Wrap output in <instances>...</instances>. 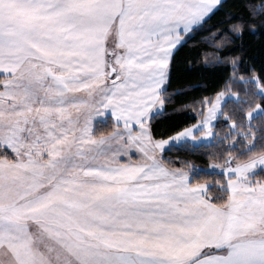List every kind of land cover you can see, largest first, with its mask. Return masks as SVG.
I'll use <instances>...</instances> for the list:
<instances>
[{"label":"snow or ice","instance_id":"1","mask_svg":"<svg viewBox=\"0 0 264 264\" xmlns=\"http://www.w3.org/2000/svg\"><path fill=\"white\" fill-rule=\"evenodd\" d=\"M0 264H264V0H0Z\"/></svg>","mask_w":264,"mask_h":264},{"label":"trees","instance_id":"2","mask_svg":"<svg viewBox=\"0 0 264 264\" xmlns=\"http://www.w3.org/2000/svg\"><path fill=\"white\" fill-rule=\"evenodd\" d=\"M195 163L200 165L202 168L205 169V172H204L205 175H209V176L214 175L213 173H210V172L207 171V167L206 166L209 163V161L206 158L197 157L195 159Z\"/></svg>","mask_w":264,"mask_h":264}]
</instances>
